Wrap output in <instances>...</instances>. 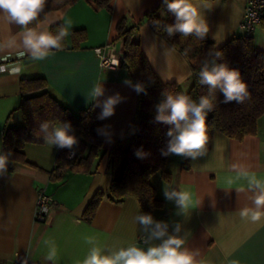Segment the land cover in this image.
I'll list each match as a JSON object with an SVG mask.
<instances>
[{"label":"crops","instance_id":"1","mask_svg":"<svg viewBox=\"0 0 264 264\" xmlns=\"http://www.w3.org/2000/svg\"><path fill=\"white\" fill-rule=\"evenodd\" d=\"M160 1L111 0L110 11H107L95 0H77L47 12L40 24L48 26L49 30L56 24L66 26L67 45L71 44L73 30H85L86 39L77 49L50 50L41 61L32 60L23 48L18 35L23 29L0 18V45L10 39L16 41L15 47L0 50V63L6 64L8 69L0 73V152L3 128L11 112L9 124H21V114L15 110L21 99L20 80L36 77L47 81L49 93L62 105L73 110L90 109L91 115L100 121L105 150L94 161L90 173L68 171L62 180L53 182L47 171L54 166L58 147L47 143L24 146L27 160L36 167L11 163V170L0 174L1 264L26 257L32 264H82L91 248L87 237H94L96 246L102 249L129 244L146 247L147 234L134 219L143 213L135 197L127 196L119 202L103 198L91 221H85L82 214L93 195L109 187L111 172L107 151L125 136L136 109V92L124 83L132 81L129 73L119 65L101 67L94 49L103 47L107 53L121 56L123 43L115 41L117 22L124 17L137 22ZM190 2L197 6L206 21L207 35L215 46L235 36H247L240 28L246 0ZM139 35L142 50L155 74L163 82H175L187 91L192 82L191 68L185 57L155 34L145 21ZM250 36L255 48L264 53V22ZM16 66L21 67L18 74L11 72ZM98 83L104 88L103 96L98 98L100 102L117 93L122 98L115 106L114 115L104 120L98 119L101 108L91 95ZM167 170L171 174L169 182L159 174L151 179L156 196L163 203L151 214L155 220L167 222L170 234L179 223L184 246L198 250L197 259L202 264H264V221L254 224L239 216L240 209L252 207V193L242 178L243 172H255L258 177H264V115L257 120L256 134L237 140L215 130L203 156L192 160L169 155ZM238 174H241L240 179H237ZM229 178L234 181L230 186ZM165 186L192 194L194 207L187 216L177 215L174 202L165 199ZM39 190H44L54 200L44 221L35 219ZM46 240L55 244L54 261L46 259L49 252Z\"/></svg>","mask_w":264,"mask_h":264},{"label":"trees","instance_id":"2","mask_svg":"<svg viewBox=\"0 0 264 264\" xmlns=\"http://www.w3.org/2000/svg\"><path fill=\"white\" fill-rule=\"evenodd\" d=\"M75 1L77 0H47L38 23H41L47 12L71 5ZM110 2L111 0H95L98 6L107 11H110ZM160 12L164 15L160 16ZM143 21L148 23L155 34L179 51L189 63L192 83L187 91L175 82H163L153 71L141 47L139 28ZM155 21H160L161 25L174 22V16L163 4V0L146 12L141 20L133 22L124 17L116 24L115 41L123 43L119 66L129 73L134 83L142 82L147 94L136 93V109L130 127L125 136L107 151L111 182L107 190H98L93 195L82 214L85 221L92 220L105 197L113 202H119L127 196L135 197L143 213L152 214L156 208L163 206L156 196L151 179L158 173L164 181L171 180V174L167 170L169 156L161 155V150L166 148L169 139L166 133L170 125L155 121V105L162 99L161 93L165 89L173 94L188 95L196 102L202 95H207L208 88L199 83L198 72L206 60L211 62L214 59L213 54L216 51L222 53V57L217 59L218 63H226L229 68L240 72L241 78L248 86L250 98L242 104H224L223 94L216 90L213 111L206 117V147L210 146L215 130L237 140L256 134L257 120L264 115V53L255 48L251 36H235L217 47L208 35L204 39L195 35L184 37L179 33L169 37L154 23ZM59 26L61 24L51 26L50 31L55 33ZM85 39V30H73L71 44L67 45L64 39L61 49L80 48V43ZM20 95V103L15 110L21 114V124H9L13 113L11 112L2 132V152L11 153L7 170H11V163L36 167L27 160L23 148L28 143H45L39 132V125L47 121L51 125L70 123V134L77 138V143L72 148L58 147L54 166L47 171L49 180L60 181L68 171L90 173L94 161L101 153H105L102 138L98 133L100 121L91 115L90 109L73 110L62 105L49 93L48 83L43 77L22 78ZM138 149L145 153L143 157L136 155ZM68 150L74 152L72 159L66 157Z\"/></svg>","mask_w":264,"mask_h":264},{"label":"clouds","instance_id":"3","mask_svg":"<svg viewBox=\"0 0 264 264\" xmlns=\"http://www.w3.org/2000/svg\"><path fill=\"white\" fill-rule=\"evenodd\" d=\"M46 2L47 0H0V18L23 29L18 35L23 48L34 61L44 60L50 50H61L64 39L69 35L66 26H59L58 31L53 33L48 26L38 23ZM163 4L174 16V22L163 25L160 21L154 23L169 37L177 33L184 37L195 35L200 39L207 36L209 31L207 23L197 6L190 0H163ZM204 6L208 5L204 3ZM33 24L36 26L30 27ZM15 46V39H10L5 45H0V50ZM213 55L214 59L211 62L206 60L198 72L199 83L208 88L207 95H202L198 102L185 94H173L166 89L162 91V99L155 105V121L170 125V128L166 133L169 139L166 148L161 150V155H177L195 160L205 154L208 143L206 117L213 111L217 89L223 94L224 104L232 102L242 104L250 98L248 86L241 78L240 72L229 68L226 63L217 62V59L222 57L220 51H216ZM6 70L8 69L4 65H0V73ZM20 71V66L11 69L14 74ZM124 83L132 87L137 94H147L142 82L133 83L131 80H125ZM103 94L102 84H96L91 95L98 101L97 106L101 108L98 115V119L101 120L114 115L115 106L122 99L117 93L100 102L98 98ZM71 130L72 125L68 122L51 125L45 121L39 125V132L45 143L59 148H72L77 143L76 136L70 134ZM100 131L98 129V133ZM10 155V152H0V174L6 172ZM136 155L143 157L145 153L142 149H138ZM235 167L232 166L233 169ZM240 178L241 174H238L237 179ZM242 178L247 181V189L252 193L250 197L252 207L240 209L239 216L241 219L258 224L264 221V177H258L255 172L245 171ZM227 183L230 186L234 181L229 178ZM164 197L174 202L178 209L177 215L187 216L194 207L192 194L188 191L165 186ZM134 219L147 234L144 239L146 247L129 244L113 249H102L96 246L94 237H87L86 242L91 248L82 264H202L197 259L199 251L184 246L185 238L179 235L181 231L179 223L175 224L173 233L170 234L167 222L155 220L150 213H139ZM44 243L49 247L46 259L54 261L56 258L54 242L46 240Z\"/></svg>","mask_w":264,"mask_h":264},{"label":"built area","instance_id":"4","mask_svg":"<svg viewBox=\"0 0 264 264\" xmlns=\"http://www.w3.org/2000/svg\"><path fill=\"white\" fill-rule=\"evenodd\" d=\"M264 22V0H246L245 10L240 22V28L245 35L250 36L255 31L256 27ZM96 55L100 59V65L103 66H116L120 63V56L115 53H107L106 48L96 47L94 49ZM0 65L6 64L0 63ZM7 68V67H6ZM66 157L72 159L74 152L68 150ZM54 205L53 198L48 195L44 190H39L36 200L35 219L38 221H44L47 211ZM11 264H32L29 258L22 260H14Z\"/></svg>","mask_w":264,"mask_h":264},{"label":"rangeland","instance_id":"5","mask_svg":"<svg viewBox=\"0 0 264 264\" xmlns=\"http://www.w3.org/2000/svg\"><path fill=\"white\" fill-rule=\"evenodd\" d=\"M157 175H158V173L155 176H157Z\"/></svg>","mask_w":264,"mask_h":264}]
</instances>
